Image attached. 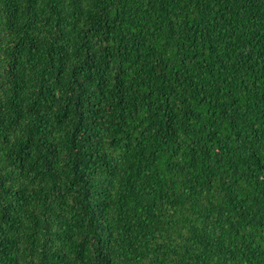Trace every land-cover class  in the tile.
Masks as SVG:
<instances>
[{
  "label": "trees",
  "instance_id": "1",
  "mask_svg": "<svg viewBox=\"0 0 264 264\" xmlns=\"http://www.w3.org/2000/svg\"><path fill=\"white\" fill-rule=\"evenodd\" d=\"M0 264H264V0H0Z\"/></svg>",
  "mask_w": 264,
  "mask_h": 264
}]
</instances>
